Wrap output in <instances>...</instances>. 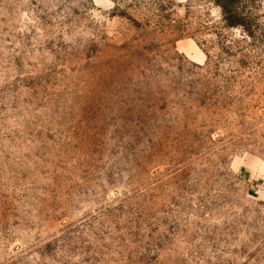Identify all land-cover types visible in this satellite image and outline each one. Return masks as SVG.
Instances as JSON below:
<instances>
[{"label": "rangeland", "instance_id": "1", "mask_svg": "<svg viewBox=\"0 0 264 264\" xmlns=\"http://www.w3.org/2000/svg\"><path fill=\"white\" fill-rule=\"evenodd\" d=\"M0 0V264H264V0Z\"/></svg>", "mask_w": 264, "mask_h": 264}, {"label": "trees", "instance_id": "2", "mask_svg": "<svg viewBox=\"0 0 264 264\" xmlns=\"http://www.w3.org/2000/svg\"><path fill=\"white\" fill-rule=\"evenodd\" d=\"M215 4L219 7L221 16L227 27L240 28L246 35L252 37L253 34L248 17L241 15L233 8L235 0H215Z\"/></svg>", "mask_w": 264, "mask_h": 264}]
</instances>
